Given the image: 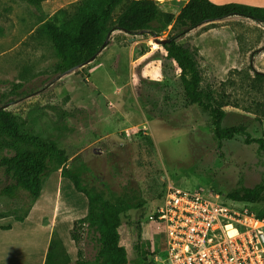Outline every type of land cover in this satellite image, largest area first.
Wrapping results in <instances>:
<instances>
[{"label": "rangeland", "instance_id": "obj_1", "mask_svg": "<svg viewBox=\"0 0 264 264\" xmlns=\"http://www.w3.org/2000/svg\"><path fill=\"white\" fill-rule=\"evenodd\" d=\"M81 1L41 0L38 9L22 0H0V108L24 122L26 131L66 150L68 167L87 187L107 199L140 196L143 206L127 212L120 228L128 264H160L165 232L157 210L168 184L212 199L218 195L226 205L264 215V204L228 198L264 186L259 146L247 145L242 136L215 138L209 114L187 102L180 70L154 37L115 31L93 62L57 74L59 59L43 27L53 17L65 26L72 23ZM131 1L118 6L112 19ZM154 1L178 15L189 0ZM213 28L211 36L198 28L177 42L197 61L201 90L212 93L227 112L223 127L245 126L253 138H264V81L255 80V71L264 73V24L227 20ZM174 35L169 27L158 39ZM11 182L0 167V189ZM54 182L44 184V196L55 191ZM62 187L65 217L72 193ZM28 202L24 191L19 200L0 197V212L23 216ZM71 241L65 248L72 261L78 249L94 259L98 243L86 230L79 245Z\"/></svg>", "mask_w": 264, "mask_h": 264}, {"label": "trees", "instance_id": "obj_2", "mask_svg": "<svg viewBox=\"0 0 264 264\" xmlns=\"http://www.w3.org/2000/svg\"><path fill=\"white\" fill-rule=\"evenodd\" d=\"M40 8L41 0H22ZM125 0H82L77 5V18L65 26L55 18L46 20L43 30L48 35L59 59L57 74L65 75L72 69L85 65L99 56L109 33L122 31L130 35L160 36L169 27L176 35L161 46L166 58L172 60L180 70V81L185 98L191 105H198L209 114L214 136L220 142L244 137L247 145L256 144L264 155V138H253L245 126L224 128L227 112L212 93L201 90L202 75L191 50L177 42V38L214 21L233 16L251 19L264 24V7L243 3L216 4L211 0H189L178 15L165 12L154 0H132L124 11L113 20L114 11ZM255 80L264 81V73L255 71ZM22 87V86H21ZM10 152L12 155H5ZM66 150L56 143L24 129V122L6 109H0V167L4 168L11 183L0 189V197L19 200L20 192L28 194V209L25 215L15 216L0 212V219L14 216L23 222L34 203L40 197L43 186L50 175L61 170L75 189L83 193L89 202L88 213L76 220L71 229V239L79 245L84 231L98 243L96 256L92 260L84 257L78 249V259L72 261L64 242L55 231L52 235L45 264H128L129 252L122 243L120 228L125 214L142 207L144 202L137 193L128 197L107 199L95 189L83 184L80 173L68 167ZM232 202L244 205L264 204V186L243 189L230 193ZM264 218V215L257 214Z\"/></svg>", "mask_w": 264, "mask_h": 264}, {"label": "built area", "instance_id": "obj_3", "mask_svg": "<svg viewBox=\"0 0 264 264\" xmlns=\"http://www.w3.org/2000/svg\"><path fill=\"white\" fill-rule=\"evenodd\" d=\"M168 184L157 221L164 226L160 264H264V218Z\"/></svg>", "mask_w": 264, "mask_h": 264}, {"label": "crops", "instance_id": "obj_4", "mask_svg": "<svg viewBox=\"0 0 264 264\" xmlns=\"http://www.w3.org/2000/svg\"><path fill=\"white\" fill-rule=\"evenodd\" d=\"M211 1L216 4L236 2L264 7V0ZM227 20L251 19L233 16L222 21ZM222 21L210 22L199 28H206L208 30V36H211L214 25ZM54 178L55 191H49L44 196L43 187L40 197L34 203L23 222L17 221L14 216L0 219V264H45L52 235L55 231L60 233L61 239L65 242V247H70L72 241L71 236L69 237V232L73 228L76 220L84 218L87 215L89 202L83 193L75 189L69 179L62 176L61 170L50 175L45 182L46 188L52 185ZM64 184L70 188L72 193L71 199L67 201L68 212H65V217L62 216L64 213L62 206V186ZM68 240L69 245L66 243Z\"/></svg>", "mask_w": 264, "mask_h": 264}, {"label": "water", "instance_id": "obj_5", "mask_svg": "<svg viewBox=\"0 0 264 264\" xmlns=\"http://www.w3.org/2000/svg\"><path fill=\"white\" fill-rule=\"evenodd\" d=\"M140 34H142V32H141ZM111 35H112V32L109 33L108 38L106 39V41H105V43H104V45H103V47H102L101 50H104V49L109 45ZM154 41H155L159 46H163L166 42H170V40H159L157 36H154ZM95 59H96V57H94L93 59H91V60H90L89 62H87L85 65H87V64H89V63H91V62H93ZM85 65H81V66L78 67V68H81V67H83V66H85ZM78 68H76V69H78ZM76 69H72V70H70L69 72H67L66 74H70L71 72L75 71ZM66 74H65V75H66ZM62 76H63V75H62ZM2 108H3V109H6V107H2ZM0 109H1V108H0Z\"/></svg>", "mask_w": 264, "mask_h": 264}]
</instances>
